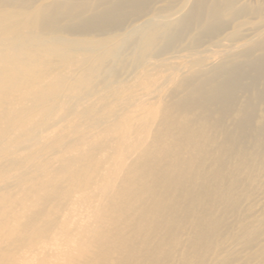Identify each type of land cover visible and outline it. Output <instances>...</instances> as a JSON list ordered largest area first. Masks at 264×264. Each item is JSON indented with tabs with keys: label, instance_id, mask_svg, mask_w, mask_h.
<instances>
[{
	"label": "rangeland",
	"instance_id": "rangeland-1",
	"mask_svg": "<svg viewBox=\"0 0 264 264\" xmlns=\"http://www.w3.org/2000/svg\"><path fill=\"white\" fill-rule=\"evenodd\" d=\"M7 1L21 8H31L47 0ZM62 1L51 2L53 5L49 10L58 7ZM96 1H93L92 6H95ZM195 2L147 0L141 8L129 9L122 21L108 25L106 29L94 26L85 34H80L77 28H71L80 19H61L59 23L65 28L61 34L71 39L84 38L93 41L92 44L95 41L108 43L109 46L100 48L101 52L112 45L120 48L118 56L108 61L106 71L96 83L102 90L101 95L108 87H134L135 93L139 95L136 100L139 106L132 114V124L137 125L140 123L139 118L145 117L150 107L164 101L176 102L187 95L188 92L183 88H177V81L183 78L182 75H199L195 84L202 79L201 70L194 72L200 68L198 59L207 58L208 65H215L222 61V56L227 52L225 50L229 52L236 44L245 43L264 29V0H236L233 12L222 19L223 29L219 35L214 34L215 29L204 21H195L181 28L180 23L190 16ZM258 8L261 10L259 13H251ZM92 15L88 11L83 17L85 22L91 23ZM145 25L159 30L155 45L146 52L147 60L143 61L145 52L141 49L142 35L138 28ZM122 41L126 42L121 44ZM100 49L94 50L93 55L99 53ZM78 53L87 55L86 50ZM56 57L55 54L50 55L47 61H43L38 55L34 56L35 62L50 75L49 80L37 82L36 89L49 86L53 79L56 81V87L47 93L48 98L37 103L33 97L37 98L42 93L35 91L27 96L26 104L11 105L10 118L18 127L8 133L0 130V264H126L124 258L133 264H264V162L261 171L253 176L240 174L235 177L225 173L223 181L214 183L212 190L215 196L221 193V200L194 210L191 198H187L188 206L182 209L177 224L170 220L162 229L152 231L150 226H131V220L125 214L116 215L115 226L125 228L121 234L122 244L110 252L107 260L99 259V249L102 248L99 243L102 241L98 238L105 228H113L108 226L104 218L108 204L97 190L82 200L79 193L65 195L64 191H68L70 186L69 180L60 176L54 168L59 167L57 160L61 154L78 152L75 146L89 150L93 148L90 145L92 139L94 146L101 142L102 130L106 128L105 119L111 116L112 97L106 91L104 97H95V94L93 97L85 96L89 88L84 82H77L76 85L72 79L61 76L81 67L90 76L93 70L88 64L82 66V61L70 58L49 63ZM146 72L153 75L155 83H142ZM35 76L38 79L42 77L41 74ZM67 86L72 87L65 90ZM262 92L264 84L260 83L251 92L240 93L236 108L244 105L249 98H254L255 113L259 120L264 113ZM257 98L262 99L258 101ZM123 105L118 102L116 109ZM90 107H94L95 114L91 115V119L86 113ZM229 119L227 123L231 125L233 120ZM158 122L160 118L154 121V125ZM132 128L130 140L135 141L140 136L143 143L146 142L145 145L153 141L152 130L143 132L144 126ZM111 147L108 148L109 153L115 154ZM104 150L95 149L94 154L101 155ZM136 156L135 153L129 160L132 161ZM46 162L52 164L42 167ZM232 162L234 165L235 161ZM101 165L102 174L106 177L96 174L95 180L99 184L111 180L114 188L119 187L124 172L118 177H110V167L117 165L105 161ZM208 180L213 181L211 177ZM43 181L49 183L48 187L52 191L50 196L42 190ZM60 191L62 194L64 192L63 198L57 194ZM229 194L233 195L232 199L227 198ZM175 195L173 200L177 198ZM197 213L205 216L203 222L197 220ZM92 235L95 237L90 240ZM110 239L114 240L112 237Z\"/></svg>",
	"mask_w": 264,
	"mask_h": 264
},
{
	"label": "bare ground",
	"instance_id": "bare-ground-1",
	"mask_svg": "<svg viewBox=\"0 0 264 264\" xmlns=\"http://www.w3.org/2000/svg\"><path fill=\"white\" fill-rule=\"evenodd\" d=\"M54 1L57 2L47 0L31 8H21L15 6V3L0 0V130L8 133L18 127L10 118L11 105L26 104L27 96L35 91L41 92L42 95L33 97V100L37 103L43 102L48 98V91L56 87V81L53 79L49 86L36 89L37 82L49 80L50 75L35 62L34 56L38 55L40 60L47 61L50 55L55 54L58 58L49 60V63H58L70 58L82 61V66L88 64L90 70H93L90 76L85 74L82 67L68 72V75L63 74L64 77L60 76L72 79L76 85L77 82H84L89 88L85 96L93 97L95 94V97H104L107 92V95L112 97V109L109 110L111 116L106 117V128L102 130L104 138L102 135L101 142L95 146L92 139V149L82 150L80 146H75L78 152L61 154L57 160L59 167L54 169L60 176L69 180L70 186L68 191H64L65 195L70 192L79 193L82 200L87 194L97 190L108 204L104 218L107 219L109 227L113 226L110 230L114 233L105 228L99 236L98 240L102 241H97L102 246L98 253L99 259L107 260L110 252L117 250L122 244L121 234L125 228L115 226L116 215L125 214L131 220L130 225L135 228L150 226L152 231L160 230L170 220L174 224L179 222V215L182 209L188 206L189 197L194 210L201 205L221 200V193L215 196L212 190L214 183L223 181L225 173L253 176L257 171H261L264 162V113L258 120L254 98H249L241 107L236 106L240 93L251 92L258 84H264V29L245 43L236 44L237 46L229 52L225 50L227 52L222 56V61L215 65H208L207 58L198 59L200 68L194 72L201 70L202 79L195 84L199 75L193 74L188 77L182 75L183 78L177 81V88H183L188 92L187 95L181 100H175L176 102L164 101L153 108L150 107L147 115L140 116V123L135 125L132 124L133 112L139 106L136 101L139 95L135 93L134 87H108L101 95L102 90H99L96 83L99 76L106 71L108 61H113V58L115 60L118 56L120 48L112 45L101 52L100 48L109 46L108 43L95 41L98 44H92L93 41L84 38H67L61 34L65 28L59 22L61 19H80L81 21L71 27L77 28L80 34H85L94 26L106 29L108 25L122 21L129 9L138 8L147 0H97L96 4L94 2L95 6H92L94 0H63L58 7L49 10L53 5L50 3ZM235 4L236 0H196L190 16L180 23V27L186 28L195 21H204L215 29L214 34L219 35L223 29V17L233 12ZM88 11L93 13L91 23L85 22L83 18ZM260 11L258 8L251 13ZM158 30L157 27L147 25L138 28L142 35L141 49L145 52L143 61L147 60L146 52L155 45ZM124 42L126 41L121 44ZM98 48L101 53L93 55L94 50ZM81 50H86L87 55H80L78 52ZM36 74H41L42 77L38 79ZM152 76L146 72L142 83H155ZM71 87L67 86L65 90ZM261 95L263 96L264 92ZM260 99L257 98L258 101ZM118 102L124 105L117 110ZM93 109L94 107L86 109L89 119L91 115L95 116ZM228 117L233 120L231 125L227 123ZM158 118L160 122L154 125ZM143 126V132L152 130L153 141L148 145L143 143L140 136L135 141L130 140L132 127ZM109 146L113 147L115 154L109 153ZM95 149L105 150L101 155H96ZM135 153L136 158L130 161L129 157ZM210 156L213 157L209 158ZM102 161L117 165L110 167V177H118L124 172L119 187L114 188L111 180L101 184L95 180L96 174L106 177L102 174ZM232 161H235L234 165ZM51 164L46 162L42 167ZM235 165L236 168L233 169ZM210 177L213 181L208 180ZM48 184L43 181L42 190L50 196L52 191ZM57 194L63 198L62 191ZM174 194L177 198L173 200ZM227 198L232 199L233 195L229 194ZM196 218L203 222L205 216L197 213ZM94 237L92 235L90 240ZM124 261L126 264H133L126 258Z\"/></svg>",
	"mask_w": 264,
	"mask_h": 264
}]
</instances>
